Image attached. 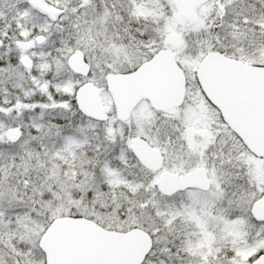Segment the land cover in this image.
I'll list each match as a JSON object with an SVG mask.
<instances>
[{"label":"snow or ice","instance_id":"1","mask_svg":"<svg viewBox=\"0 0 264 264\" xmlns=\"http://www.w3.org/2000/svg\"><path fill=\"white\" fill-rule=\"evenodd\" d=\"M0 264H264V0H0Z\"/></svg>","mask_w":264,"mask_h":264}]
</instances>
